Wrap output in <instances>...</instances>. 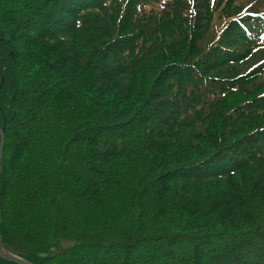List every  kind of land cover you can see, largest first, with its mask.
Instances as JSON below:
<instances>
[{
  "label": "trees",
  "instance_id": "16d2710c",
  "mask_svg": "<svg viewBox=\"0 0 264 264\" xmlns=\"http://www.w3.org/2000/svg\"><path fill=\"white\" fill-rule=\"evenodd\" d=\"M4 120L29 264H264V0H0Z\"/></svg>",
  "mask_w": 264,
  "mask_h": 264
},
{
  "label": "rangeland",
  "instance_id": "374dc122",
  "mask_svg": "<svg viewBox=\"0 0 264 264\" xmlns=\"http://www.w3.org/2000/svg\"><path fill=\"white\" fill-rule=\"evenodd\" d=\"M5 122L6 121L4 120V122H3L4 123L3 124V127H4V144H5ZM3 149H4V145H3ZM2 158H3V155H2ZM4 249L9 254H11L10 252H13L14 254H16L18 256H28L30 254L45 255L46 253H48L50 251L51 248L33 247V246L26 244L21 239H15L13 241V244L8 245L7 248L4 247ZM0 264H3V263H0Z\"/></svg>",
  "mask_w": 264,
  "mask_h": 264
},
{
  "label": "water",
  "instance_id": "95a60500",
  "mask_svg": "<svg viewBox=\"0 0 264 264\" xmlns=\"http://www.w3.org/2000/svg\"><path fill=\"white\" fill-rule=\"evenodd\" d=\"M3 145H4V127L0 129V169H1V161L3 155ZM0 225H1V216H0ZM0 260L9 264H29L23 259L9 254L2 246L1 240H0Z\"/></svg>",
  "mask_w": 264,
  "mask_h": 264
}]
</instances>
